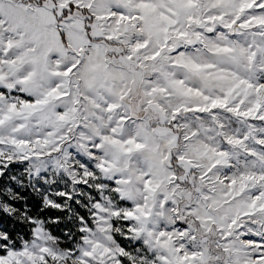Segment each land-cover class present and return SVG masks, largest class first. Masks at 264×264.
I'll return each mask as SVG.
<instances>
[{
	"label": "snow or ice",
	"instance_id": "obj_1",
	"mask_svg": "<svg viewBox=\"0 0 264 264\" xmlns=\"http://www.w3.org/2000/svg\"><path fill=\"white\" fill-rule=\"evenodd\" d=\"M0 264H264V0H0Z\"/></svg>",
	"mask_w": 264,
	"mask_h": 264
}]
</instances>
